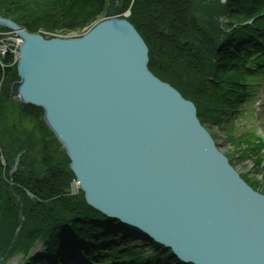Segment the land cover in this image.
Segmentation results:
<instances>
[{
  "label": "water",
  "instance_id": "obj_1",
  "mask_svg": "<svg viewBox=\"0 0 264 264\" xmlns=\"http://www.w3.org/2000/svg\"><path fill=\"white\" fill-rule=\"evenodd\" d=\"M0 28L21 39L9 98L42 109L90 208L186 264H264V195L219 151L194 104L148 70L127 19L111 12L70 38L2 17Z\"/></svg>",
  "mask_w": 264,
  "mask_h": 264
},
{
  "label": "trees",
  "instance_id": "obj_2",
  "mask_svg": "<svg viewBox=\"0 0 264 264\" xmlns=\"http://www.w3.org/2000/svg\"><path fill=\"white\" fill-rule=\"evenodd\" d=\"M118 2L115 15L129 10L127 20L148 48V70L194 104L218 148L212 127L224 134L234 147L222 152L232 167L255 161L253 171L239 175L261 193L256 177L264 176V140L239 136L234 123L255 100L251 87L264 78V0ZM112 8L114 0H0V17L30 34L79 37L108 19ZM223 15L225 23L219 22ZM16 65L11 55L0 60V156L6 165L0 163V264L14 255L26 264H84L77 254L90 264H185L166 247L90 208L81 191L69 195L74 175L64 150L41 121L42 109L9 99L11 85L19 80ZM19 116L33 120L34 127L25 134L26 144L15 147L5 126ZM35 132L43 153L38 166L29 162ZM37 243L42 254L33 256Z\"/></svg>",
  "mask_w": 264,
  "mask_h": 264
},
{
  "label": "rangeland",
  "instance_id": "obj_3",
  "mask_svg": "<svg viewBox=\"0 0 264 264\" xmlns=\"http://www.w3.org/2000/svg\"><path fill=\"white\" fill-rule=\"evenodd\" d=\"M219 1L221 5H223L225 2V0H219ZM118 4L119 2L115 4V0H114V8L110 9L108 12L109 17H110V13L113 12L116 18H120V19L126 18L127 19L128 16L130 15L129 10H127L125 13L120 14V16L115 15V8L117 7ZM226 20H227V16L223 15L221 19L219 20V22L225 23ZM0 29H4V28H0ZM4 37L5 38L12 37V32L9 33V32L0 31V41ZM70 37H73V36H65V38H70ZM0 59H2V57H0ZM259 82L260 83L256 84L257 88L251 87V90H253V93L254 94L256 93L255 100L251 104H248L247 106H245V108L241 112V114L243 115L242 119L234 123V126H236V129H235L236 133H239V136H241V134L247 135L249 138L247 140L249 141H251V138H250L251 136H253V138L257 136H260L262 139L264 138V78L261 79ZM13 102L16 103L15 100H13ZM9 122L10 123L6 125L5 128H8L7 131L10 130V133H12V136L14 137V141H12L14 146L16 147L17 144L21 142L26 144L25 134H30L33 132L32 130L34 127V121L29 120V119L21 120V117L19 116V118L16 117L14 118L13 121L9 120ZM212 132L216 134V142L220 147L219 148L220 152H223V151L232 152L233 151L234 147L232 146L231 143H228L226 141V138L222 132H219L215 126L212 127ZM33 136H34L35 144L28 145V150L30 153L29 162L34 166H38L39 163H41L42 161L43 153H41V144L39 141L38 133L35 132ZM50 153L52 154V155L49 154L51 158H55V152L51 151ZM263 154H264V151H263ZM19 159H20V155H17L16 160H15L16 162L15 166H17ZM0 163L3 168L6 166L5 161L2 156H0ZM260 166L264 167V160L260 164ZM256 167L257 166H255V161H253V159L246 160L241 165V167L237 168V172H251ZM256 180L260 182L261 184L260 186L262 188L261 193L264 195V176L259 175L258 177H256ZM36 247L37 249L34 248L35 250L33 249V253L34 251L38 250L39 245H36ZM3 264H26V262L23 261L21 257H19V255H14L10 257L9 259H7V261H4Z\"/></svg>",
  "mask_w": 264,
  "mask_h": 264
},
{
  "label": "built area",
  "instance_id": "obj_4",
  "mask_svg": "<svg viewBox=\"0 0 264 264\" xmlns=\"http://www.w3.org/2000/svg\"><path fill=\"white\" fill-rule=\"evenodd\" d=\"M20 39L16 38L15 36L3 38L0 41V57L5 56L8 52L14 55L16 60L17 58V50L20 45ZM74 190V188H72Z\"/></svg>",
  "mask_w": 264,
  "mask_h": 264
}]
</instances>
